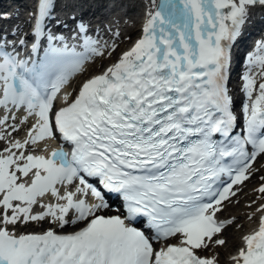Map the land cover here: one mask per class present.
Listing matches in <instances>:
<instances>
[{"label": "snow or ice", "instance_id": "6c2138e0", "mask_svg": "<svg viewBox=\"0 0 264 264\" xmlns=\"http://www.w3.org/2000/svg\"><path fill=\"white\" fill-rule=\"evenodd\" d=\"M150 4L140 38L74 94L65 89L89 60L116 53L118 29L93 38L73 17L85 51L53 45L31 68L16 42L8 51L0 35V264H220L218 252L207 253L228 244L235 218L219 214L262 170L253 165L264 156V55L250 58L261 82L244 77L243 137L233 134L228 72L232 46L264 0ZM52 9L53 0H38L32 33L50 44L65 40L46 31ZM21 126L25 136L17 139ZM54 140L67 148L49 152ZM258 178L264 201V175ZM107 193L122 197L124 215L103 214ZM139 218L147 230L135 226ZM254 218L257 227L240 237L230 264H264V202ZM34 222L83 226L17 231Z\"/></svg>", "mask_w": 264, "mask_h": 264}, {"label": "bare ground", "instance_id": "6f19581e", "mask_svg": "<svg viewBox=\"0 0 264 264\" xmlns=\"http://www.w3.org/2000/svg\"><path fill=\"white\" fill-rule=\"evenodd\" d=\"M143 3H144V0H137L136 1V5H135V9L137 11H140L141 10L140 9L141 8L140 5H143ZM134 34L136 36H140L141 35L140 30L138 28H135ZM121 51H122V47L119 46V48L116 51V53H114L110 58H108L107 56L101 57V58L97 59L95 62L91 63L86 68L87 71L84 73L83 77L84 76L87 77V76L93 75L95 73H98V72H100V69L102 67L104 68V67L108 66L109 64L115 62L117 56L121 53ZM78 79L79 78H77V80L73 81L67 87V91L68 92H71L75 88V86L79 83ZM263 168H264V166H263ZM259 195L260 194L258 192H256V191H247L246 193H243V192L239 193L238 198L241 199V200H245V201L251 202L252 200H257L258 197H259ZM262 202H264V201L261 200L260 203H262ZM242 205H244V204H242ZM257 205L254 206L250 211L245 210V212L243 211V208H238V206L232 208V206L227 205V207L224 209V211L221 214H219V215L223 219H232V218H235L234 224L236 223L237 226H240V228H242V231H247V230L249 231L255 225L256 219L254 218L253 220H250L248 222V221H246L245 218L248 217L255 210V208L257 207ZM250 206H251V204H250ZM226 210H230L231 213L225 214V211ZM39 224H41V223H35L34 222V223L30 224L27 227H30V228H38ZM43 226H45V223H42V227ZM25 228L26 227H20L19 230L22 231ZM230 228H232V227H230ZM226 231H228V230H226ZM243 234H245V233H243ZM242 235H241L240 232L234 233L233 231L229 230V232L227 234L228 244L226 245V250L225 251L227 252V249H229V248H235L236 246H238V244L240 242V237ZM225 251H223V249H218V250L215 249V252L214 253L218 252L220 254V264H230L229 258H224L223 257V253H225Z\"/></svg>", "mask_w": 264, "mask_h": 264}, {"label": "rangeland", "instance_id": "374dc122", "mask_svg": "<svg viewBox=\"0 0 264 264\" xmlns=\"http://www.w3.org/2000/svg\"><path fill=\"white\" fill-rule=\"evenodd\" d=\"M101 70H103V67L100 69V71ZM262 166H264V163H263V161H261V163H259V165L257 166V168H261L262 170H261V172H259V173H257V175L256 176H254L252 179H250L249 180V182L241 189V191H240V193L241 192H243V193H246L247 191H255L257 188H258V186H259V184L261 183L260 182V180H259V176L260 175H264V168L262 167ZM256 179V180H255ZM246 189V190H245ZM234 201H238L237 203H231L230 204V206H232V208H234V207H237L238 206V208H243V211L245 212V210H248V211H250L252 208H253V206L255 205V203H253V201H257V200H252L251 202H248V201H245V200H241V199H239V198H235V199H233ZM261 201H258V203H260ZM258 203H256V204H258ZM242 204H244V205H242ZM250 204H251V206H250ZM249 205V206H248ZM253 205V206H252ZM229 213H231L230 212V210H226L225 211V214H229ZM245 214V213H244ZM246 216V215H245ZM246 219V221H250L249 219H248V217H246L245 218ZM231 227L232 228H227V230L228 231H226L225 232V238L227 239V234H228V232H229V230H231V231H233L234 233H238V232H240L241 233V235L244 233V232H246V231H242V228H240V226H237L236 225V223L234 224H232L231 225ZM237 248V246L235 247V248H229V249H227V252L225 251L226 250V246L225 247H223V248H221V249H223V251H225V253H223V257L224 258H229L232 254H233V252L235 251V249ZM215 252V248H213L212 250H210L209 251V253H207L208 255H211V254H213Z\"/></svg>", "mask_w": 264, "mask_h": 264}]
</instances>
